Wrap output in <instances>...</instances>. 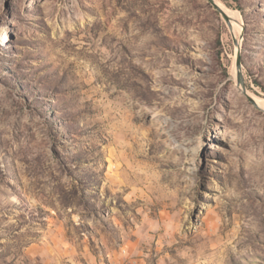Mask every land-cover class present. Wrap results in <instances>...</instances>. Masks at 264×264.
I'll list each match as a JSON object with an SVG mask.
<instances>
[{
  "label": "rangeland",
  "instance_id": "374dc122",
  "mask_svg": "<svg viewBox=\"0 0 264 264\" xmlns=\"http://www.w3.org/2000/svg\"><path fill=\"white\" fill-rule=\"evenodd\" d=\"M217 1L237 35L209 0H0V264H264V0Z\"/></svg>",
  "mask_w": 264,
  "mask_h": 264
},
{
  "label": "bare ground",
  "instance_id": "6f19581e",
  "mask_svg": "<svg viewBox=\"0 0 264 264\" xmlns=\"http://www.w3.org/2000/svg\"><path fill=\"white\" fill-rule=\"evenodd\" d=\"M215 1H216V4L219 6V8L223 11V13L228 17L227 23L229 24L231 30L234 32V34L237 35V31H239L242 28V25H241L240 20H239V18H240L239 13L236 10L228 7L226 4L222 3V5H221L218 3L217 0H215ZM2 40L3 41L6 40L4 35L2 36ZM233 61H234V65H232L233 66V73L235 74L236 78L238 79L239 78V69L237 66V54H235ZM235 63H236V65H235ZM262 101L264 102V98Z\"/></svg>",
  "mask_w": 264,
  "mask_h": 264
},
{
  "label": "water",
  "instance_id": "95a60500",
  "mask_svg": "<svg viewBox=\"0 0 264 264\" xmlns=\"http://www.w3.org/2000/svg\"><path fill=\"white\" fill-rule=\"evenodd\" d=\"M211 3H212V5L223 15V17L226 19V20H228V17L223 13V11L219 8V6L216 4V1L215 0H209ZM237 66H238V69H239V78H238V80H239V82L240 83H243L242 82V71H241V52L239 51L238 52V56H237ZM249 98H250V100L252 101V102H254L255 103V101H254V99L251 97V96H249ZM256 104V103H255Z\"/></svg>",
  "mask_w": 264,
  "mask_h": 264
}]
</instances>
